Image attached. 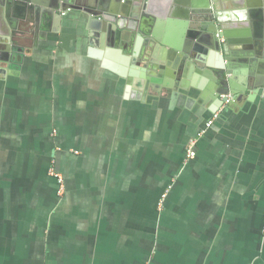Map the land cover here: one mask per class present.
I'll use <instances>...</instances> for the list:
<instances>
[{"label":"crops","instance_id":"obj_1","mask_svg":"<svg viewBox=\"0 0 264 264\" xmlns=\"http://www.w3.org/2000/svg\"><path fill=\"white\" fill-rule=\"evenodd\" d=\"M177 1L140 18L189 50L159 74L127 27L0 0V264H264V83L213 111L215 68L179 23L202 20ZM215 2L259 55L264 0ZM243 68L242 86L264 75Z\"/></svg>","mask_w":264,"mask_h":264},{"label":"water","instance_id":"obj_2","mask_svg":"<svg viewBox=\"0 0 264 264\" xmlns=\"http://www.w3.org/2000/svg\"><path fill=\"white\" fill-rule=\"evenodd\" d=\"M145 1L147 2L145 5ZM152 0H87L77 1V5L70 6L69 0H63L61 6L62 11H67L70 7L72 9L80 8V10L89 15L91 21L95 22L103 31L113 34L119 33L124 27L132 31L133 37L137 40L138 46L141 44H148L152 49V57L158 58L153 64L149 62L147 66L149 69L163 74L168 69L166 61L172 60L177 51L185 53V60L190 55L188 48L185 49L182 43L170 42L168 38H164L161 32H147L140 22V18L144 15L143 12H148L149 2ZM216 0H195L188 2L187 0L177 1L178 5L175 8L178 10L177 17L189 20L192 13H195L196 18L202 20L198 24L186 22H179L181 25L182 36L188 35L191 39H197L204 52L205 60H209L210 65L214 67L215 73L213 75V83L210 88L213 97L220 100L213 107V111H217L227 101V96L232 94L233 99L229 100L227 105L231 106L236 101L242 100V97L247 94V89L255 90L257 86L264 83V75L260 79L250 81L247 85H240L236 79L241 67L243 70L261 67L264 74V49H259L257 55L252 49L253 46L245 44L242 41L233 40L234 34L237 32L230 30L237 25H232L226 20L231 17L226 15L216 5ZM215 2V3H214ZM79 3V4H78ZM58 15L55 13H52ZM146 14V13H145ZM55 17V18H56ZM165 17V16H164ZM158 19V23L162 24L165 18ZM236 18L239 14L235 15ZM234 18V17H233ZM128 21V23H126ZM191 26V27H190ZM189 27L192 29L189 30ZM187 30V31H186ZM243 45L242 47H239ZM256 44H254L255 46ZM254 66V67H253ZM241 69V70H239ZM253 73V72H252ZM157 81L158 79H153ZM247 86V88L245 87Z\"/></svg>","mask_w":264,"mask_h":264},{"label":"built area","instance_id":"obj_3","mask_svg":"<svg viewBox=\"0 0 264 264\" xmlns=\"http://www.w3.org/2000/svg\"><path fill=\"white\" fill-rule=\"evenodd\" d=\"M227 101L226 102H229V100L233 99V96L232 95H228L227 96ZM218 117V114H214V116L212 117V119H210L208 122H207V128L211 127L214 123V120ZM205 131V130H204ZM204 131H202L201 133H199V135H202L204 134ZM198 139H199V136L197 137H194L192 138L190 141H189V144H188V147H187V154H186V159L189 160V159H192L194 157H196L197 155V143H198ZM52 171H50L51 175L56 177L60 183H63V178L61 175L58 174V172L54 169V167L51 168ZM61 186L63 187V185L61 184Z\"/></svg>","mask_w":264,"mask_h":264},{"label":"rangeland","instance_id":"obj_4","mask_svg":"<svg viewBox=\"0 0 264 264\" xmlns=\"http://www.w3.org/2000/svg\"><path fill=\"white\" fill-rule=\"evenodd\" d=\"M53 162H55V161L53 160L52 163H53ZM51 166L54 167V165H51ZM50 171H52V170H50ZM58 174L61 175L60 173H58ZM61 176H62V175H61ZM62 177H63V176H62Z\"/></svg>","mask_w":264,"mask_h":264},{"label":"flooded vegetation","instance_id":"obj_5","mask_svg":"<svg viewBox=\"0 0 264 264\" xmlns=\"http://www.w3.org/2000/svg\"><path fill=\"white\" fill-rule=\"evenodd\" d=\"M230 95H232V94H230ZM232 100V99H231ZM228 102H225L223 105H225V104H227Z\"/></svg>","mask_w":264,"mask_h":264}]
</instances>
